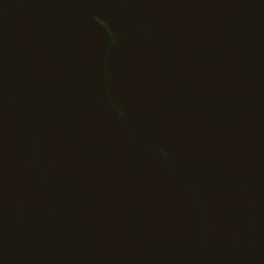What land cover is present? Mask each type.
Returning a JSON list of instances; mask_svg holds the SVG:
<instances>
[{
    "label": "water",
    "instance_id": "obj_1",
    "mask_svg": "<svg viewBox=\"0 0 264 264\" xmlns=\"http://www.w3.org/2000/svg\"><path fill=\"white\" fill-rule=\"evenodd\" d=\"M0 264H264V0H0Z\"/></svg>",
    "mask_w": 264,
    "mask_h": 264
}]
</instances>
